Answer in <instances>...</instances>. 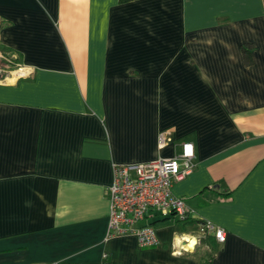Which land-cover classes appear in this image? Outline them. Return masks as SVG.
<instances>
[{
    "label": "crops",
    "instance_id": "1",
    "mask_svg": "<svg viewBox=\"0 0 264 264\" xmlns=\"http://www.w3.org/2000/svg\"><path fill=\"white\" fill-rule=\"evenodd\" d=\"M0 48L35 69L0 83V264H264V0H0ZM183 143L187 223L106 237L114 165Z\"/></svg>",
    "mask_w": 264,
    "mask_h": 264
},
{
    "label": "built area",
    "instance_id": "2",
    "mask_svg": "<svg viewBox=\"0 0 264 264\" xmlns=\"http://www.w3.org/2000/svg\"><path fill=\"white\" fill-rule=\"evenodd\" d=\"M35 69L19 61L18 56L0 48V83L6 79L29 78ZM161 142V140H160ZM191 143H183L178 155L152 161L114 165L113 180L108 187V222L106 237L134 235L141 247L153 246L157 237L152 226L140 224L149 211L184 221L190 216L182 197L172 193V185L195 167ZM197 233L212 235L222 243L226 231L211 221L202 220Z\"/></svg>",
    "mask_w": 264,
    "mask_h": 264
},
{
    "label": "trees",
    "instance_id": "3",
    "mask_svg": "<svg viewBox=\"0 0 264 264\" xmlns=\"http://www.w3.org/2000/svg\"><path fill=\"white\" fill-rule=\"evenodd\" d=\"M120 1H130V0H120ZM250 46H249V44H244L243 46H242V52H243V55H244V60L248 63V62H250L251 61V53H250ZM165 218H170V217H168V216H165ZM190 219V216L188 217V218H186L184 221H179L180 223H182V224H186L187 223V221ZM202 221V220H201ZM200 221V222H201ZM206 238L207 237H213L212 235H208V236H205Z\"/></svg>",
    "mask_w": 264,
    "mask_h": 264
},
{
    "label": "rangeland",
    "instance_id": "4",
    "mask_svg": "<svg viewBox=\"0 0 264 264\" xmlns=\"http://www.w3.org/2000/svg\"><path fill=\"white\" fill-rule=\"evenodd\" d=\"M6 80H10V77H8V79H6Z\"/></svg>",
    "mask_w": 264,
    "mask_h": 264
},
{
    "label": "bare ground",
    "instance_id": "5",
    "mask_svg": "<svg viewBox=\"0 0 264 264\" xmlns=\"http://www.w3.org/2000/svg\"><path fill=\"white\" fill-rule=\"evenodd\" d=\"M185 240V239H184ZM187 240H188V237H187ZM186 241V240H185Z\"/></svg>",
    "mask_w": 264,
    "mask_h": 264
}]
</instances>
